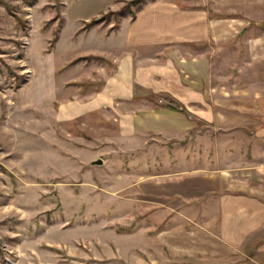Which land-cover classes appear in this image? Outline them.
<instances>
[{
	"label": "rangeland",
	"instance_id": "obj_1",
	"mask_svg": "<svg viewBox=\"0 0 264 264\" xmlns=\"http://www.w3.org/2000/svg\"><path fill=\"white\" fill-rule=\"evenodd\" d=\"M157 1L170 2L173 25L182 2L193 11L202 2L0 0V264L187 261L203 205L156 192L186 169L212 167L214 131L198 124L200 142L197 128L176 139L134 133L133 100L176 105L138 87L135 69L182 59L168 50L184 47L204 55L222 90L264 84V0H219L211 16L230 37L221 28L215 43L133 53L126 31Z\"/></svg>",
	"mask_w": 264,
	"mask_h": 264
},
{
	"label": "crops",
	"instance_id": "obj_2",
	"mask_svg": "<svg viewBox=\"0 0 264 264\" xmlns=\"http://www.w3.org/2000/svg\"><path fill=\"white\" fill-rule=\"evenodd\" d=\"M166 2L157 1L148 7L126 31L124 44L133 53L150 52L164 45L215 43L227 34H222L221 28L231 36L225 21L213 17L218 15L214 12L219 0H202L198 8L195 6L197 11L184 9L182 2L181 19L174 25L169 14L171 4ZM173 50L182 59L171 54L166 59L168 63L153 66L156 85L150 80L148 84L150 72L145 70H150V65L141 59L135 69L139 71L138 78L133 82L155 94L167 93L176 105L151 106L133 100L130 118L134 133L159 134L166 139L184 137L198 129V124L214 131L212 167L203 164L186 169L183 172L189 175L166 183L159 187L162 191L156 192L166 197L178 196L181 205L196 201L203 205L199 226L204 232L189 237L196 238V245L187 252L182 250V257H187L182 264H264V84L235 85L222 90L220 85L210 83L213 73L206 70L203 54L195 57L184 47L168 51ZM199 131L198 142L203 139ZM197 156H201L199 151ZM204 156L200 157L201 162L206 160ZM191 211L192 208L186 209L184 216L189 218Z\"/></svg>",
	"mask_w": 264,
	"mask_h": 264
},
{
	"label": "trees",
	"instance_id": "obj_3",
	"mask_svg": "<svg viewBox=\"0 0 264 264\" xmlns=\"http://www.w3.org/2000/svg\"><path fill=\"white\" fill-rule=\"evenodd\" d=\"M136 1V3H138L139 2V0H135ZM90 23H92V22H90ZM89 25V24H88ZM173 109V108H172Z\"/></svg>",
	"mask_w": 264,
	"mask_h": 264
}]
</instances>
